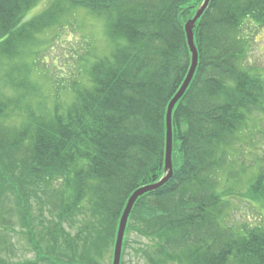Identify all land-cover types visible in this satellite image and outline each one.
Wrapping results in <instances>:
<instances>
[{
	"label": "trees",
	"instance_id": "1",
	"mask_svg": "<svg viewBox=\"0 0 264 264\" xmlns=\"http://www.w3.org/2000/svg\"><path fill=\"white\" fill-rule=\"evenodd\" d=\"M39 1L0 0V69L80 7L106 20L112 47L80 59L85 78L66 86L74 92L69 101L64 85L41 89L38 97L23 79L11 80L16 96L9 101L0 95V217L11 213L1 191L7 182L22 197L34 190L57 216L35 223L28 201L21 206L22 229L37 256L27 264H105L107 257L112 264L128 199L167 174V107L191 66L185 25L204 0H50L25 21ZM249 23H264V0H210L197 20L198 67L172 114L173 175L136 201L121 264L130 230L150 239L136 252L146 264H264V222L225 223L217 188L223 150L249 114L264 110L262 72L244 64ZM260 174L252 193L264 203Z\"/></svg>",
	"mask_w": 264,
	"mask_h": 264
},
{
	"label": "rangeland",
	"instance_id": "2",
	"mask_svg": "<svg viewBox=\"0 0 264 264\" xmlns=\"http://www.w3.org/2000/svg\"><path fill=\"white\" fill-rule=\"evenodd\" d=\"M49 1L37 2L23 19L26 21L42 11ZM60 21L59 24L47 28L46 31L32 38L30 42L35 45L20 46L15 58L6 59L2 63L0 69L1 98L6 95L9 101L13 95L16 96L10 82L23 79L26 83L36 87L33 90L38 97L41 95V89L43 92L44 89L53 92L57 86L64 85L66 90L63 98L69 101L74 92L71 89L67 91L66 86L69 87L74 81H83L85 78L86 69L82 66L81 60L86 57L91 60L96 55L102 56L111 52L107 22L103 17L80 7L72 9L70 14L65 15ZM246 28L244 36H247L245 33L248 32L246 38H249V41L244 64L248 67H257L264 77V23L262 25L249 23ZM36 56L39 59L34 63ZM45 70L49 72L44 74L42 71ZM9 72L10 77L7 75ZM255 72L256 70L252 69V73ZM261 105L264 106V101ZM247 117L241 132L234 137V145L227 151L223 150L224 166L217 173V188L226 204L225 215L222 219L225 223L236 227L242 225L255 227L264 222L263 200L252 193V186L261 175L260 173L264 171V110H257ZM2 171L3 168L0 167V173ZM17 175L19 176V173ZM13 182L16 180L14 179ZM55 186L59 187V183ZM1 191L2 197L7 194L6 208L11 213L5 211L3 218L0 217V264L33 262L37 256L29 244L27 230L23 232L22 221L25 218L20 208L22 206L24 209L28 201L27 206L31 208L35 223L42 218L45 223H50L49 220L57 216L50 211L52 203L48 200L44 203L38 202L35 199L34 190L30 195L25 189L22 197L9 186L8 182ZM46 191L47 193L52 191V187ZM43 197L47 199L42 194ZM22 201H25L24 206L20 204ZM65 226L69 227V225ZM35 229V235L38 236L42 245L47 246L46 238L44 241L40 239L44 234L42 227L36 225ZM126 236L128 246L125 249L124 264H146L136 252L139 247L149 243L150 239L145 238L136 230H130ZM6 240L8 244L4 243ZM2 244L5 245L4 248L7 247L3 251ZM107 259L105 264L110 263L109 257Z\"/></svg>",
	"mask_w": 264,
	"mask_h": 264
},
{
	"label": "water",
	"instance_id": "3",
	"mask_svg": "<svg viewBox=\"0 0 264 264\" xmlns=\"http://www.w3.org/2000/svg\"><path fill=\"white\" fill-rule=\"evenodd\" d=\"M210 3V0H204L203 4L199 7L197 13L193 18L188 20V22L185 25V32L187 37V43L189 46V49L191 51V66L189 68L188 74L182 83L181 87L179 88L178 92L174 95V97L169 102V105L167 107V113H166V148H165V170L167 171V174L161 178L160 181L154 183L145 185L142 187H139L137 190H135L130 198L128 199L126 206L123 210V213L120 218L117 237L115 241V247H114V254H113V261L112 264H120L121 263V257H122V248H123V241H124V235L125 230L127 227L129 216L132 212V209L138 200V198L148 192L155 191L159 189L161 186H163L173 175V124H172V114L174 107L178 103V101L184 96L185 92L187 91L195 73L198 67L199 63V52L195 43V37H194V28L197 20L201 17V15L204 13L206 8L208 7Z\"/></svg>",
	"mask_w": 264,
	"mask_h": 264
},
{
	"label": "bare ground",
	"instance_id": "4",
	"mask_svg": "<svg viewBox=\"0 0 264 264\" xmlns=\"http://www.w3.org/2000/svg\"><path fill=\"white\" fill-rule=\"evenodd\" d=\"M198 9H199V8H198ZM197 11H198V10H197ZM204 12H205V11H204ZM196 13H197V12H196ZM196 13H195V14H196ZM194 16H195V15H194ZM201 16H202V15H201Z\"/></svg>",
	"mask_w": 264,
	"mask_h": 264
}]
</instances>
